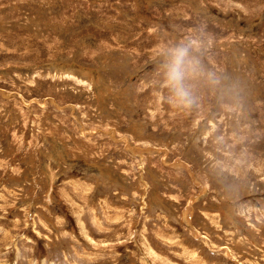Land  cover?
<instances>
[{"label": "rangeland", "instance_id": "rangeland-1", "mask_svg": "<svg viewBox=\"0 0 264 264\" xmlns=\"http://www.w3.org/2000/svg\"><path fill=\"white\" fill-rule=\"evenodd\" d=\"M0 264H264V0H0Z\"/></svg>", "mask_w": 264, "mask_h": 264}, {"label": "clouds", "instance_id": "clouds-1", "mask_svg": "<svg viewBox=\"0 0 264 264\" xmlns=\"http://www.w3.org/2000/svg\"><path fill=\"white\" fill-rule=\"evenodd\" d=\"M186 56L187 48L181 47L176 49L174 53H172L170 60L166 64V75L168 83L173 90L175 102L188 104L191 102L189 94L183 87V68L185 65Z\"/></svg>", "mask_w": 264, "mask_h": 264}, {"label": "bare ground", "instance_id": "bare-ground-1", "mask_svg": "<svg viewBox=\"0 0 264 264\" xmlns=\"http://www.w3.org/2000/svg\"><path fill=\"white\" fill-rule=\"evenodd\" d=\"M125 143H126V145L128 144V142L127 141H125ZM60 149V148H59ZM58 148H56L55 149V156H57V157H59V155H60V153L58 152V150H59ZM137 154H136V156H138L139 157V155H140V153H142V151H140V150H137V151H135ZM53 177V176H52ZM53 179V178H52ZM189 213V212H188ZM187 213V214H188Z\"/></svg>", "mask_w": 264, "mask_h": 264}]
</instances>
